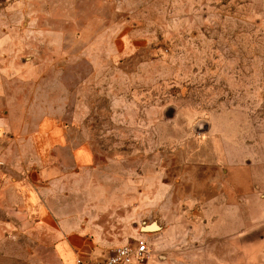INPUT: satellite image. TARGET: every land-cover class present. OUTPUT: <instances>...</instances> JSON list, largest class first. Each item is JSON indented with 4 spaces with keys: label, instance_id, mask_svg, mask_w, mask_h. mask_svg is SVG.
Segmentation results:
<instances>
[{
    "label": "rangeland",
    "instance_id": "rangeland-1",
    "mask_svg": "<svg viewBox=\"0 0 264 264\" xmlns=\"http://www.w3.org/2000/svg\"><path fill=\"white\" fill-rule=\"evenodd\" d=\"M0 119L41 182L33 211L4 185L0 264H60L62 232L150 249L210 195L264 214V0H0Z\"/></svg>",
    "mask_w": 264,
    "mask_h": 264
},
{
    "label": "crops",
    "instance_id": "crops-1",
    "mask_svg": "<svg viewBox=\"0 0 264 264\" xmlns=\"http://www.w3.org/2000/svg\"><path fill=\"white\" fill-rule=\"evenodd\" d=\"M1 123L0 119V125ZM56 143H61L60 137L47 133L37 150L48 157L52 149L50 145ZM1 151L0 145V155ZM16 168L10 161L0 163V215L4 212L1 197L6 185L10 189L14 186L17 188L12 193L14 197L7 202H12L17 197L16 203L20 201L26 211H33V203L39 198L37 193L41 187L40 179L30 182L28 174L17 173L22 170ZM221 202L218 196L203 197L202 203L206 204L201 213L205 222L201 228L192 226L181 231L158 224V230L149 231L154 233L152 237L147 236L151 255L143 264H264V229L256 225L258 217L264 219V214L251 206V203L257 201L247 206V217L229 222ZM13 210L14 207H8V212ZM37 211L40 210L37 208ZM110 249L98 246L88 237L75 232H62L54 245L60 264H73L76 257L100 260Z\"/></svg>",
    "mask_w": 264,
    "mask_h": 264
},
{
    "label": "built area",
    "instance_id": "built-area-1",
    "mask_svg": "<svg viewBox=\"0 0 264 264\" xmlns=\"http://www.w3.org/2000/svg\"><path fill=\"white\" fill-rule=\"evenodd\" d=\"M151 250L144 241L135 244H125L112 248L100 260L76 257L73 264H143L150 258Z\"/></svg>",
    "mask_w": 264,
    "mask_h": 264
},
{
    "label": "water",
    "instance_id": "water-1",
    "mask_svg": "<svg viewBox=\"0 0 264 264\" xmlns=\"http://www.w3.org/2000/svg\"><path fill=\"white\" fill-rule=\"evenodd\" d=\"M142 231H155L159 229V225L156 221L152 222L149 225H145L140 228Z\"/></svg>",
    "mask_w": 264,
    "mask_h": 264
}]
</instances>
